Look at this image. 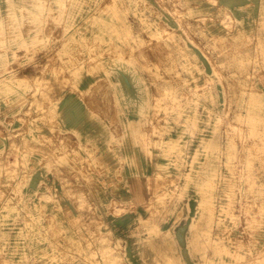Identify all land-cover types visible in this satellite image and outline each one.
<instances>
[{
  "label": "rangeland",
  "instance_id": "rangeland-1",
  "mask_svg": "<svg viewBox=\"0 0 264 264\" xmlns=\"http://www.w3.org/2000/svg\"><path fill=\"white\" fill-rule=\"evenodd\" d=\"M0 264H264V0H0Z\"/></svg>",
  "mask_w": 264,
  "mask_h": 264
}]
</instances>
